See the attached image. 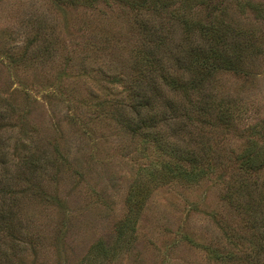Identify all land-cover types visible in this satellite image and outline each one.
<instances>
[{"label":"rangeland","instance_id":"1","mask_svg":"<svg viewBox=\"0 0 264 264\" xmlns=\"http://www.w3.org/2000/svg\"><path fill=\"white\" fill-rule=\"evenodd\" d=\"M247 3L264 8V0H211L191 15L224 18L235 42L239 71L219 88L240 119L217 138L225 156L217 175L194 187L147 184L146 202L131 215L127 198L155 152L111 118L127 96L113 76L128 75L146 19L153 31L175 28L171 10L149 16L117 0H0V264H234L203 246L229 248L222 229L250 237L218 180L238 176L250 126L264 123V12Z\"/></svg>","mask_w":264,"mask_h":264},{"label":"trees","instance_id":"2","mask_svg":"<svg viewBox=\"0 0 264 264\" xmlns=\"http://www.w3.org/2000/svg\"><path fill=\"white\" fill-rule=\"evenodd\" d=\"M117 1L149 16L171 10L175 26L166 33L156 27L153 31L146 19L142 24L146 43L132 49L129 69H123L128 75L113 76L120 83L124 80L127 96L111 108V118L139 136L143 151L155 152L152 170L146 177L142 172L127 198L128 213L133 215L148 198L147 184L183 183L194 187L217 175L215 167L219 168L225 158L218 151L217 138L231 134L240 119L231 97L219 88V80L229 71L239 70L232 48L234 37L224 18L203 22L191 16L195 8L211 0ZM245 6L260 17L264 12L261 5ZM158 27L162 28L160 24ZM177 30L182 40L175 41ZM153 36L154 41L149 38ZM250 131L254 138L236 155L238 176L227 182L218 179L227 188L224 200L231 206L235 204L233 209L245 219L250 237L239 234L237 229L229 233L222 229L229 248L203 246L221 263L233 260L234 264H264V123L250 126ZM129 227L126 220L120 233Z\"/></svg>","mask_w":264,"mask_h":264}]
</instances>
